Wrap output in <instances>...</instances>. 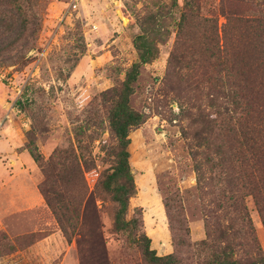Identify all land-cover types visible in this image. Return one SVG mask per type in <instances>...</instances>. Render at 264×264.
Listing matches in <instances>:
<instances>
[{"label": "rangeland", "instance_id": "rangeland-1", "mask_svg": "<svg viewBox=\"0 0 264 264\" xmlns=\"http://www.w3.org/2000/svg\"><path fill=\"white\" fill-rule=\"evenodd\" d=\"M38 4L34 42L27 50L24 43L18 44L10 53H23L24 58L10 64L0 61V129L16 153L26 150L29 135L45 162L56 149L79 145L94 164L84 174L90 191L112 165L101 147L115 143L107 122L115 99L111 90L120 87L136 61L132 39L149 15L158 11L164 15L168 34L158 44L159 57L142 67L130 97L132 109L144 117L129 134L135 182L130 207L142 208L143 230L158 254L164 243L172 249L165 202L173 229L183 222L189 231L192 247L180 252L184 264H200L209 253L200 245L206 239V215L221 213L215 205L216 175L205 164V154L222 143L220 137L225 148L236 141L233 131H220L234 111L224 73L202 49L204 20L215 23L221 44L224 31L234 41L245 35L238 19L250 21V40L256 47L249 52L256 59L264 52L258 47L257 25L264 22V0H176L175 7L172 0ZM182 15L187 16V26L178 39ZM24 155L25 181L16 176L0 182V264H81L75 239L66 241L38 189L40 169ZM7 160L0 158V164L7 165ZM11 165L13 161L8 166L14 169ZM244 204L264 249V230L252 198L246 196ZM97 205H102L98 198ZM111 217L112 208L105 202L99 218L108 263L140 264L138 251L125 235L112 232ZM83 264L100 263L90 255Z\"/></svg>", "mask_w": 264, "mask_h": 264}, {"label": "trees", "instance_id": "trees-1", "mask_svg": "<svg viewBox=\"0 0 264 264\" xmlns=\"http://www.w3.org/2000/svg\"><path fill=\"white\" fill-rule=\"evenodd\" d=\"M38 2L0 0V61L3 63L19 62L24 58L23 53H10L18 44L24 43L27 50L28 44L34 42L39 26ZM176 5V0H172V6ZM163 16L159 11L149 15L141 31L133 37L136 61L126 70L120 87L111 90L115 99L107 122L115 143L102 145L101 149L111 158L112 165L100 173L92 191L84 174L94 169V164L79 145L56 149L46 162L29 135L26 150L18 149L20 155L27 153L40 169L38 189L66 241L70 243L75 239L81 264L90 255L97 257L100 264H109L99 218L105 202L112 208V232L125 235L126 242L138 251L140 264H184L181 248L192 247L188 228L180 222L178 230L173 229L164 202L172 252L158 256L143 230L142 208L130 207L135 182L130 166L129 134L144 119L143 114L130 106V97L142 67L159 57L158 44L164 42L168 34ZM238 21L243 29L240 33L245 35L234 41V37H227L224 31L222 44L212 19L204 20L203 25L202 49L224 73L234 111V116L222 122L220 131H233L236 141L231 148H225V141L220 137L218 140L222 143L205 154V164L216 175L212 178L216 181L215 205L221 213L214 215L210 211L206 215V239L200 245L209 253L200 264H264V249L244 204V198L250 196L264 230V52L252 59L249 50L255 46L250 40L253 25L248 20ZM257 25L261 40L258 47L264 50V22ZM186 26L187 16L182 15L177 23L178 39ZM76 142L79 143L77 134ZM200 170L196 164L198 182L201 181ZM97 198L101 206L97 205Z\"/></svg>", "mask_w": 264, "mask_h": 264}, {"label": "crops", "instance_id": "crops-1", "mask_svg": "<svg viewBox=\"0 0 264 264\" xmlns=\"http://www.w3.org/2000/svg\"><path fill=\"white\" fill-rule=\"evenodd\" d=\"M4 131L5 130L0 129V158H2V160H7V159L8 160L6 162L7 165H4L3 163L0 164L1 166L0 167V182H7L8 180L11 181L14 178H16V176L18 179L25 181V178L27 177V174H28L27 173L28 162L25 161L23 158V156L25 157V155L18 156V153L15 152L14 146L12 145L10 140L6 139L4 135ZM11 161H13V165L11 166H14L15 167L14 169L13 167L8 166V163H10ZM15 169L17 170V173H15L16 172ZM152 246L153 248L156 247L154 242H152ZM171 251L172 249H171L170 244L164 243L162 244V246L160 245L158 246L157 255L163 256V255L169 254Z\"/></svg>", "mask_w": 264, "mask_h": 264}, {"label": "built area", "instance_id": "built-area-1", "mask_svg": "<svg viewBox=\"0 0 264 264\" xmlns=\"http://www.w3.org/2000/svg\"><path fill=\"white\" fill-rule=\"evenodd\" d=\"M75 2H76V1H75ZM76 5H77V4H75V3L71 4V8H72V9H75V8H76Z\"/></svg>", "mask_w": 264, "mask_h": 264}]
</instances>
